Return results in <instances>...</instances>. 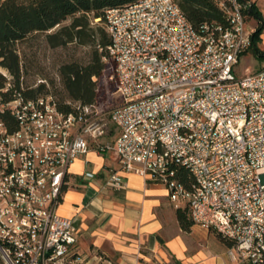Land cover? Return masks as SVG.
I'll list each match as a JSON object with an SVG mask.
<instances>
[{
	"label": "built area",
	"instance_id": "built-area-1",
	"mask_svg": "<svg viewBox=\"0 0 264 264\" xmlns=\"http://www.w3.org/2000/svg\"><path fill=\"white\" fill-rule=\"evenodd\" d=\"M214 2L224 20L198 29L174 0L106 11L113 109L68 101L67 113L53 94L1 106L17 128L0 120V264H114L84 254L75 221L58 214L70 166L90 151L165 187L175 208L232 243L236 261L264 264V62L236 75L256 0ZM106 186L126 188L117 173Z\"/></svg>",
	"mask_w": 264,
	"mask_h": 264
},
{
	"label": "crops",
	"instance_id": "crops-1",
	"mask_svg": "<svg viewBox=\"0 0 264 264\" xmlns=\"http://www.w3.org/2000/svg\"><path fill=\"white\" fill-rule=\"evenodd\" d=\"M113 173L125 182V189L106 186ZM168 194L165 187L122 171L115 153L90 151L70 166L58 214L75 221L79 248L90 259L114 264H245L231 257L230 247L213 229L193 223L183 230Z\"/></svg>",
	"mask_w": 264,
	"mask_h": 264
},
{
	"label": "trees",
	"instance_id": "trees-1",
	"mask_svg": "<svg viewBox=\"0 0 264 264\" xmlns=\"http://www.w3.org/2000/svg\"><path fill=\"white\" fill-rule=\"evenodd\" d=\"M139 1L141 0H0V66L7 70L9 77L8 79L0 74V120L6 123L11 132L16 130L17 122L9 110H1L2 105L15 100L18 95L26 100H35L53 94L58 99L57 93L51 91L45 83L37 87H23L21 60L16 44L32 34L44 33L47 34L48 44L54 48L73 43L93 47L91 60L87 65L71 63L60 69L67 100L58 99V104L60 110L67 113L73 111L67 104L68 101L100 106L99 80L110 74L116 90L117 83L114 60L109 53L110 34L103 27L95 29L92 25L94 21L105 23L108 9L125 7ZM174 1L195 29L204 24L224 20L214 0ZM257 1L252 6L251 13L258 21L252 35L251 51L264 62V50L259 47V43L262 42L261 36L264 34V18L256 5ZM68 19H72L71 24L62 26ZM54 29L56 30L54 33H48ZM8 84L11 88L6 90ZM177 177L187 187L192 183V176L186 169H179ZM177 218L185 231L194 223L188 208H178ZM221 240L229 247L232 246L231 242L223 238Z\"/></svg>",
	"mask_w": 264,
	"mask_h": 264
},
{
	"label": "rangeland",
	"instance_id": "rangeland-1",
	"mask_svg": "<svg viewBox=\"0 0 264 264\" xmlns=\"http://www.w3.org/2000/svg\"><path fill=\"white\" fill-rule=\"evenodd\" d=\"M258 5L264 15V0H260ZM71 22L72 19H68L62 26L70 25ZM99 26L107 31L106 23L94 21L92 27L96 29ZM248 26L257 28L258 21L255 18L248 19ZM55 31L54 29L48 33ZM46 36L47 34L44 33L32 34L15 46L21 60L22 85L23 87H37L41 83H45L51 91L57 93L60 101H64L67 100V97L61 82L60 69L71 63L87 65L91 60L93 47L73 43L54 48L48 44ZM261 39L259 47L264 50V36ZM262 65L263 62L249 50L236 67V75L243 77L254 74L261 69ZM0 74L7 75L8 73L0 66ZM98 89V103L102 108L110 110L119 104L118 96L114 93L116 86L110 74L99 80Z\"/></svg>",
	"mask_w": 264,
	"mask_h": 264
}]
</instances>
